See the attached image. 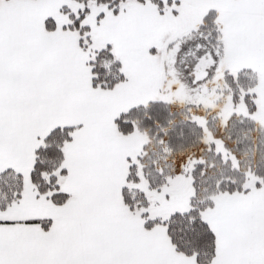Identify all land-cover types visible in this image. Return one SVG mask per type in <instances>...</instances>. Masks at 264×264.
Masks as SVG:
<instances>
[{
  "label": "snow or ice",
  "instance_id": "6c2138e0",
  "mask_svg": "<svg viewBox=\"0 0 264 264\" xmlns=\"http://www.w3.org/2000/svg\"><path fill=\"white\" fill-rule=\"evenodd\" d=\"M0 264H264V0H0Z\"/></svg>",
  "mask_w": 264,
  "mask_h": 264
}]
</instances>
